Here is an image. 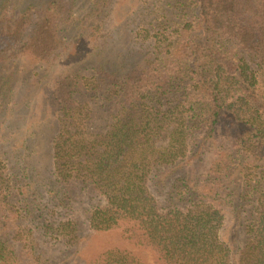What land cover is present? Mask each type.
<instances>
[{
    "label": "trees",
    "instance_id": "trees-1",
    "mask_svg": "<svg viewBox=\"0 0 264 264\" xmlns=\"http://www.w3.org/2000/svg\"><path fill=\"white\" fill-rule=\"evenodd\" d=\"M125 3L0 0V63L46 72L52 137L45 171L29 162L38 130L17 139L11 166L0 154V264H40L34 225L78 243L75 185L100 197L94 230H120L159 264H264V0ZM130 14L146 49L109 68L103 45ZM75 45L79 63L97 60L92 73L56 71ZM86 99L101 102L102 127ZM226 210L245 229L242 246L222 235ZM101 264L143 263L116 250Z\"/></svg>",
    "mask_w": 264,
    "mask_h": 264
},
{
    "label": "rangeland",
    "instance_id": "rangeland-1",
    "mask_svg": "<svg viewBox=\"0 0 264 264\" xmlns=\"http://www.w3.org/2000/svg\"><path fill=\"white\" fill-rule=\"evenodd\" d=\"M72 1L79 6L86 4V0ZM126 1L127 4L121 7L122 10L120 8L121 11L136 5L135 0ZM127 19L131 22V26L127 25L121 30H116L113 37L103 45L106 59L109 60L107 63L109 68L112 63L113 66L125 57L128 63L138 61V56L141 57L146 49V44L136 39L129 30L133 27L136 16L130 14ZM81 49L83 48L78 50V45H75L63 62L55 67L56 71H64L71 63L75 69L82 68L83 73H92L89 71L90 66L96 65L97 60L79 63L78 57L81 55ZM122 53L125 56L120 57ZM103 60L99 58L98 61L103 63ZM43 73L46 74L42 68L24 59L0 63V154L3 159L9 157L10 162L5 160L9 166L17 161L16 158L12 162V158L18 154L17 149L20 148L17 139L27 138L26 132L33 130L39 131L38 137L40 138L33 143L35 153L26 150V153L29 152L31 155L29 162L43 171L52 165V147L48 144V137H51V133L48 134L47 120H43L49 109L47 104L49 87L48 77L42 79ZM86 101L89 102L93 111L94 123L102 127L106 121V114L102 112L101 102L89 99ZM71 190L68 219L78 222L79 241L76 244H67L55 235L44 234L34 225L35 237L28 247L35 249V255L39 257L40 264H101L107 252L116 250L137 257L143 264H159L153 250L132 244L120 230H94L89 224V208L98 204L101 201L100 197L94 191L83 188L81 185H75ZM167 191L165 189L162 195L157 194L161 206L165 204L164 193ZM226 212L227 219L222 235L226 236L225 239L230 240L234 246L244 245L246 240L244 227L235 220L233 213L229 214L228 210ZM19 249L27 251L21 246ZM23 260V264H31L30 260L25 258Z\"/></svg>",
    "mask_w": 264,
    "mask_h": 264
}]
</instances>
